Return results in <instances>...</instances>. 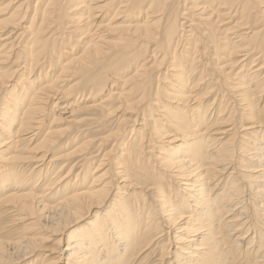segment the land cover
Here are the masks:
<instances>
[{
    "label": "bare ground",
    "instance_id": "1",
    "mask_svg": "<svg viewBox=\"0 0 264 264\" xmlns=\"http://www.w3.org/2000/svg\"><path fill=\"white\" fill-rule=\"evenodd\" d=\"M46 240L264 264V0H0V264Z\"/></svg>",
    "mask_w": 264,
    "mask_h": 264
},
{
    "label": "rangeland",
    "instance_id": "2",
    "mask_svg": "<svg viewBox=\"0 0 264 264\" xmlns=\"http://www.w3.org/2000/svg\"><path fill=\"white\" fill-rule=\"evenodd\" d=\"M53 154V153H52ZM50 154V156L52 155ZM52 157V156H51ZM50 159V158H48ZM93 219V218H92ZM30 221H25L23 223H18V224H13L11 226L7 227V231H5L1 237L5 238L7 237L8 239H13L20 231H22V228L27 225ZM6 230V229H5ZM79 230V228L72 230L71 232H77ZM73 232V233H74ZM251 234L249 233L248 237ZM47 242H45L41 247L37 250V252L33 255V256H26L25 258H16L15 262L12 264H39L41 262V260L46 259V255L48 254V250L50 251V246L52 245L53 242H51L50 240H46ZM48 249V250H47ZM45 250V251H44ZM39 253V254H38ZM42 253V254H41ZM44 254V255H43ZM43 256V257H42Z\"/></svg>",
    "mask_w": 264,
    "mask_h": 264
}]
</instances>
